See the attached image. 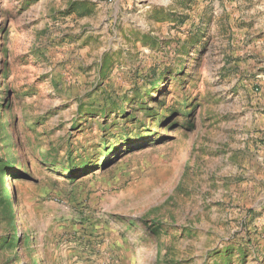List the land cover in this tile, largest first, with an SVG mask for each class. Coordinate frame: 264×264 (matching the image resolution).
<instances>
[{
	"label": "rangeland",
	"instance_id": "1",
	"mask_svg": "<svg viewBox=\"0 0 264 264\" xmlns=\"http://www.w3.org/2000/svg\"><path fill=\"white\" fill-rule=\"evenodd\" d=\"M0 156V264H264V0H0Z\"/></svg>",
	"mask_w": 264,
	"mask_h": 264
},
{
	"label": "trees",
	"instance_id": "2",
	"mask_svg": "<svg viewBox=\"0 0 264 264\" xmlns=\"http://www.w3.org/2000/svg\"><path fill=\"white\" fill-rule=\"evenodd\" d=\"M11 166L12 163L8 158L0 156V174H3V172L9 169ZM0 183H2L1 179ZM0 214L5 218H7V216L12 217L14 215V212H12L11 201L6 197V194L3 191L0 193ZM14 238H16L15 235L12 237V239Z\"/></svg>",
	"mask_w": 264,
	"mask_h": 264
}]
</instances>
